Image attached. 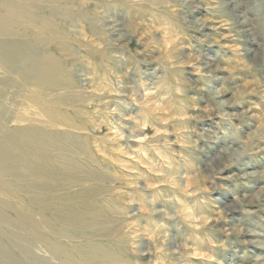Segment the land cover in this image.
<instances>
[{
    "label": "rangeland",
    "instance_id": "1",
    "mask_svg": "<svg viewBox=\"0 0 264 264\" xmlns=\"http://www.w3.org/2000/svg\"><path fill=\"white\" fill-rule=\"evenodd\" d=\"M38 4L42 22L51 29L40 37L46 42L29 44L28 52L36 50L46 58L44 63L53 64L48 77L57 83L51 93L52 106L31 102L35 93L40 95L36 92L38 79L31 73L23 76L20 62H13L0 75V132L16 139L7 142L0 133V164H10L8 169L0 165V179L1 174L5 177L0 181V210L5 208L9 222L20 225L17 244L28 248L35 237L32 231L42 224L39 221L46 224L39 211L67 207L82 220L64 225L57 223V214L47 219L66 231L55 239L68 250L59 252L66 254L62 256L65 264H156L158 260L173 264L180 260L176 249L184 242L215 261L189 260L183 264H255L256 257L264 256V192L260 202L254 195L264 188V152L257 151L264 148V130L251 143L245 145L244 141L264 121V0H55L52 4L39 0ZM196 5L200 8L193 11ZM207 5L214 6L210 11L214 25L229 20L231 27L214 31L210 25L199 32L190 31L185 19L209 16ZM173 8H180V12L175 14ZM177 34L185 38L167 48L166 43ZM229 34L231 39L222 40L220 46L214 44L215 38ZM205 38L207 43L203 44L200 40ZM224 43L240 45L241 51L223 48ZM197 56L199 63L192 68ZM245 61L254 65L251 71L239 70L235 76L217 71L218 67L242 68ZM201 68L203 74L198 75ZM257 77L262 82L252 85L256 95L242 100L233 97L244 80ZM141 81L155 92L148 103L162 100L159 112L153 114L143 107ZM225 82L231 91L216 97V89ZM177 88L184 91L183 96ZM133 90L140 106L128 99ZM113 92H123V96ZM41 94L45 98L48 92L43 89ZM222 100L230 106L223 107ZM253 104L260 105L259 109L244 115ZM208 106L215 111L206 114ZM113 107L123 117L135 120L112 115ZM218 113H235L238 119L223 120ZM184 115L196 119H177ZM166 120L170 122L165 124ZM145 121L151 127L142 131ZM113 125L126 136L135 131L149 139L143 144L131 139L114 141ZM26 128L35 131L31 138L36 141L27 149L32 154L28 156L39 160L40 166L28 160L20 162L17 151L11 154V147H17L21 140L19 130ZM184 128L190 131H182ZM177 141L188 146L181 147ZM240 148L248 155L229 167L230 149ZM6 150L10 154L5 155ZM158 151L166 159H161ZM141 153H147V159ZM253 172L257 174L248 176ZM186 175L194 177L192 191L207 186L211 193L192 197L170 185L155 190L146 187L173 176L183 185ZM132 183L139 187L130 188ZM245 196L243 206L252 215L236 202L237 197ZM39 197L44 203H37ZM129 201H136V205L129 206ZM182 206L193 207L197 216L213 223L197 230L180 218L168 219V214ZM141 207L166 211L143 215ZM97 211L105 218L92 222L89 216L95 218ZM20 214L31 219L20 218ZM133 222L136 227L131 228ZM160 225L164 227L153 243L148 236ZM239 227L245 229L243 234L228 235V230ZM44 229L41 232L48 251L38 256L55 264L50 253L55 241ZM165 233L169 234L167 245L161 239ZM158 247L165 252L158 253Z\"/></svg>",
    "mask_w": 264,
    "mask_h": 264
},
{
    "label": "bare ground",
    "instance_id": "2",
    "mask_svg": "<svg viewBox=\"0 0 264 264\" xmlns=\"http://www.w3.org/2000/svg\"><path fill=\"white\" fill-rule=\"evenodd\" d=\"M47 1L52 4L55 0H47ZM38 3H39V0H0V75H2L5 71L9 69L11 67L10 65H12L13 62H16V61L20 62L23 65L22 72H21L23 76L31 73L38 79V82H37L38 85L36 88V92L40 93V95L33 92L35 94H34V97H32L33 100L31 102L33 103L35 102V104L37 102V104H39L40 106L41 105L44 106V104L48 106L50 105L52 106V101H53L52 99L54 98V96L51 93H52V89L55 88V84L57 83L54 84L53 81L51 82V79H48V77L53 73V70H52L53 64L44 63L43 59H46V58H44L43 56H40L38 54V51L36 50L32 51L31 53L28 52V48L30 47L29 44H32V43L36 44L37 42L38 43L46 42V41H42L40 37L44 32H48V30L50 31L51 29L50 25L42 22L43 20H41V17L39 16L40 7ZM48 18L49 17H46L47 22H50L48 21L50 20ZM43 89H46V92H48V94H46L47 97L45 98H41L42 96L41 91ZM22 120L24 121V119ZM19 133H20L19 135L21 136L20 137L21 140L19 141L17 147L16 146H14L15 148L11 147L12 149L11 154L17 151L18 159H21L20 162L28 160L40 166L41 162L39 160L38 161L32 160L28 156L29 153L31 154V152L30 150H27L28 148L32 147L36 142V141L34 142V140L31 138V136L35 134V131L26 128V129H20ZM2 135H3V139L6 140L7 142H10V141L13 142L16 140V139H13L10 135L9 136L8 135L6 136L5 134H2ZM28 136L30 137L31 140H29ZM8 152L10 154V151L6 150L5 155L6 154L8 155ZM3 163L4 164L1 163L0 165H3L2 166L3 168L7 167L8 169V166L10 164L6 162H3ZM14 167L17 168V164L14 165ZM3 178L5 177L4 175L1 174L0 181H2ZM36 201L37 203L38 202L44 203V200L41 197H39L38 200L36 199ZM66 203L69 204L70 202H66ZM69 209L70 208L62 207L59 211L51 210L48 213H43V210L39 211L38 215L41 218H45L46 224L43 225V222L40 220L39 222L42 224H37L38 227L34 231H32L34 232L35 237H32V244L31 245L29 244L30 248L29 247L27 248L26 246H24L25 245L24 243H23L24 245L20 244L22 246H19L17 244L18 243L17 240L19 239V236L17 235V233L20 235V232H18V229H21L19 227L20 225L13 221L9 222V220L6 217L7 216L6 212L4 211L5 208L3 210H0V264H12L13 262L15 264H40L41 261H42L41 264L43 263L47 264L46 258H44L43 260V258H40L38 256L41 253L48 251L47 249L48 246H46L45 242L43 241L46 239L44 238L45 235H43L45 233H43V230L41 232V229L43 228L47 229V231H45L46 229H44V231L47 232L48 237L49 239L51 238L52 242L53 240L55 241V239H58L59 236L62 237L66 235L65 234L66 231H61L58 228L54 227L53 225H51V223L48 220L49 218H53L52 216L54 215L55 217L59 216V220H58L59 222L57 221L56 222L60 224L63 223L64 225L65 224L71 225L75 221L79 222L77 218L82 220L81 217L77 215L76 212L74 211L71 212ZM95 214H96L95 218L93 217V215L92 217L89 216L92 219V222H97L105 218L103 216L104 214L102 213L103 214L102 215L101 212L99 213L97 211ZM19 217L26 218V219L30 218L29 216H26V214H20ZM6 224L11 225L13 230L11 229L10 231H8L7 229H5L4 225ZM50 247H51V250L50 249L49 250H50V253L53 254L54 256L53 261L55 262V264H65L67 260L64 259L62 256H65L66 254L64 253L65 255L64 254L60 255L59 252L60 251L64 252L66 250L60 245L59 241L53 242L50 245ZM67 256H70V255H67Z\"/></svg>",
    "mask_w": 264,
    "mask_h": 264
},
{
    "label": "clouds",
    "instance_id": "3",
    "mask_svg": "<svg viewBox=\"0 0 264 264\" xmlns=\"http://www.w3.org/2000/svg\"><path fill=\"white\" fill-rule=\"evenodd\" d=\"M213 5H207V11L209 13V16L203 18V19H196L194 21H189L187 19H185L188 23H189V28L190 31H201L204 27L207 26H212L214 31H218L220 28H224V29H229L231 27V22L229 20H224L223 22H220L216 25L213 24V20H212V16L210 15V11L213 9ZM200 8V5H196L195 8H193V11H198ZM172 11L175 14H178L180 12V8H173ZM185 38L183 35L181 34H177L174 36L173 39H171V41L166 43V47L167 48H171L174 44L178 43L181 39ZM232 38V34L229 35H223L221 37H217L214 40V44L215 45H221L222 40L226 41ZM203 44L207 43L206 38L200 40ZM223 48H227L230 49L233 52H239L241 51L240 45H236L235 47H233V45L228 44V43H224L223 44ZM200 57H196L195 61L190 65L192 68H196L197 63H199ZM183 66V65H182ZM254 67V65L252 63H249L247 61H245L243 63L242 68H233V69H228V68H217V71H225V72H229L230 75L235 76L236 72L239 70H245V71H251L252 68ZM196 73L198 75H202L203 74V69H198L196 71ZM262 82L261 78H255L254 80H249L246 79L244 80L239 86H237V88L235 89V91L233 92V97L234 98H238V99H244L248 96H253L256 95L255 89L252 88V85L255 83L257 85H259ZM141 86L144 89L143 91V98H144V102H143V107L146 109H150L151 112L153 114H155L156 112H159L162 108H163V103L162 100L161 102H154V103H148L149 97L153 96L155 94L154 90L149 89L147 86V82L145 81H141ZM160 85H157V87H159ZM231 91L228 87L227 82H225L223 84L222 87L216 89L215 95L216 97L220 98L222 96H224L225 93ZM177 92L183 96L184 95V91L181 88H177ZM112 95L114 96H123V92H113ZM128 99L132 102V104L140 106L141 105V101L138 99V94L133 90L131 92V94L128 96ZM166 99V98H164ZM223 107H227L230 106V104L228 103L227 100H222L221 101ZM260 105L258 104H253L247 111L243 112L244 115H247L248 113L253 112V109H259ZM215 111L214 108H212L211 106H208L207 108H205V113L209 114L211 112ZM111 114L114 116H121L123 119H128V120H135V117H123L122 113H120L119 109L117 107H113L111 108ZM218 115H220L221 119L223 120H235L238 119V115L233 113V114H229V113H218ZM177 119H180L181 121H189V120H193L196 119L195 117L189 116V115H184L181 117H178ZM170 121H164L165 124L169 123ZM149 127H151V125L145 121L143 123V125L141 126V130L142 131H147L149 129ZM261 130H264V121H261L257 128L248 136V138L244 141L245 145L251 143L252 141H254L256 139V137L259 135V132ZM181 131V130H178ZM182 131L184 132H188L190 131L189 128H184L182 129ZM112 139L118 140V141H126L131 139L132 141H135L137 143L143 144L144 142H146L149 137L147 135L145 136H137L136 132L133 131L131 136H126L125 134H123L119 128H117L115 125H113L112 127ZM160 132H157L156 135H160ZM167 134V133H165ZM169 142L166 141L165 144L167 145ZM177 143H181L180 141H177ZM188 145L185 143H181V147H187ZM139 151V150H137ZM257 151H261L264 152V148H259L257 149ZM230 153H231V159L229 160L228 166L232 167L235 164L239 163L246 155H248L244 150L240 149H236V150H232L230 149ZM125 155H127L125 153ZM141 155H143L145 157V159H147V153H141ZM157 155H159L161 157V159H166V157L163 156V154L161 152H157ZM132 160H136L137 157L136 156H130L129 157ZM257 173L253 172V173H249L248 176H255ZM157 175H162V173H157ZM205 179H207V177H205ZM184 181L185 183L182 185L175 176L170 177L169 179L163 181L161 184H153V183H148L146 185L148 190H155L158 189L164 185H170L172 189L174 190H178L181 193L187 194L189 196L192 197H197L200 196L201 193H211V189L207 186H203L200 187L197 191H192L193 187H194V177L191 175H186L184 177ZM130 188H138L139 185L136 183H132L129 185ZM264 192V188H261L257 193H255V200L257 202L261 201V193ZM248 198V196H245L243 199H241L240 197L236 198V202L241 204L243 211L246 212V214L252 215L253 213L248 211L247 207L243 206V202L244 200H246ZM129 206H135L136 205V201H129ZM154 203V202H153ZM165 209H148L146 207H141L140 208V213L143 215H158L161 212H165ZM221 216H223V212L220 213ZM176 218H180L182 219L185 223H187L190 227L195 228L197 230H199L202 227L208 226L210 224L213 223L212 220L208 219L205 216H197L195 210L193 207L191 206H182L179 209H177L175 211L174 214H168V219L174 220ZM131 228L136 227L135 222H133L132 225H130ZM162 227H164L163 225H160L158 227H156V229L148 236V239L150 241H152L153 243H155V241L157 240ZM251 231V230H249ZM233 232H238L239 235L243 234L245 232V229L243 227H239V228H233L231 230H228V235H232ZM253 235H256V233H252ZM137 237L134 236L133 239H136ZM162 242L167 245L168 243V239H169V234L165 233L163 235V237L161 238ZM213 246L215 247V243H213ZM180 248H182L184 251L181 252ZM180 248L176 249V255H178L180 257V260L177 262H173V264H183L184 261H189V260H200V259H207L210 261H215V257L209 256L208 253L190 245L188 242H184L180 245ZM157 252L158 253H164L165 249L163 247H158L157 248ZM264 260V256H258L256 257V261L255 264H260V261ZM156 264H166L165 260H158L156 261Z\"/></svg>",
    "mask_w": 264,
    "mask_h": 264
}]
</instances>
